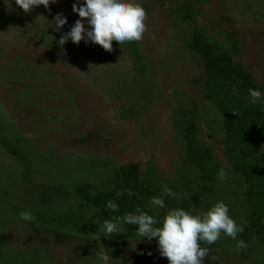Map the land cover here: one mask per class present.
I'll return each instance as SVG.
<instances>
[{"label":"rangeland","instance_id":"obj_1","mask_svg":"<svg viewBox=\"0 0 264 264\" xmlns=\"http://www.w3.org/2000/svg\"><path fill=\"white\" fill-rule=\"evenodd\" d=\"M75 2L50 0L47 9L39 5L25 12L14 0H0V125L5 135L24 147L32 172L33 166L46 170L34 177L58 184L59 188H53L56 192L73 190L83 182H75L81 177L102 188L101 177H112L113 168L139 163L142 174L151 166L166 181L175 182L180 176L183 143L174 123L181 117L183 107L196 102L207 107L206 115L199 113V137L212 147L225 170L224 179L218 177L212 196L202 198L209 206L223 201L229 216L244 225L245 185L229 169L220 116L202 100L203 62L188 46L191 29L182 17L181 3L137 0L145 10V31L135 41L147 64L146 75L141 76L128 41L120 44L113 39L110 50L84 40L57 43L76 19L86 21L72 11ZM194 3L198 9L194 12L197 24L211 19L208 14L214 15L217 22L220 20L215 29L219 34L224 32L222 39L230 31L236 33L240 53L235 60L251 71L259 83H264V0ZM57 13L66 17V23L59 29L48 27ZM49 76L53 81L48 80ZM17 77L27 84L12 90L10 84ZM9 158L0 146V188L10 189L14 197L15 183L25 167ZM35 183L32 181L31 185ZM73 198L76 196L71 201ZM33 200L37 203V196ZM57 210H62L60 214L65 211L63 207ZM205 210V206L199 209L196 205L189 211L195 214ZM94 213L95 210L89 212V216ZM13 215H0V264H97L95 253L99 250L84 246L87 240L82 231L74 229V221L65 227L68 233L59 236L57 246L50 251L51 242L47 244L45 240L49 235L35 240L24 224L17 225L11 219L19 215ZM217 240L219 246L212 255L221 264H264V243L259 238L254 237L240 248L222 232ZM136 243L122 249L130 250L129 255L117 249L118 264H123V256L125 263L131 264L129 259L135 256L136 249L145 252L139 263L147 264L143 257L146 255L153 263L158 260L156 264H168L158 251L142 250ZM111 256L109 264L114 261Z\"/></svg>","mask_w":264,"mask_h":264},{"label":"trees","instance_id":"obj_2","mask_svg":"<svg viewBox=\"0 0 264 264\" xmlns=\"http://www.w3.org/2000/svg\"><path fill=\"white\" fill-rule=\"evenodd\" d=\"M163 1L181 3L180 6L184 10L182 17L188 22V27L191 29L188 46L203 62L202 100L208 102L220 116L221 130L224 134L222 143L229 169L245 185L242 202L246 223L242 225L243 231L237 234V239L248 243L255 237L264 243V108L259 103H251L247 91L249 88H258L262 93V99H264V83H259L251 71L235 60V56L240 53L236 33L227 31L228 33L225 34L227 40L224 41L225 39H222L224 32L220 31L219 34L215 29L220 25V20L218 22V18L215 20L216 16L208 14L207 16L211 19L206 18L202 24H197L194 14L197 9L195 0ZM128 44L139 74L146 75L147 64L137 43L128 41ZM41 79L44 80L43 77ZM48 80L53 81L50 76ZM17 83H22L21 77L15 78L14 83L10 84V88L14 90L13 85ZM206 108V105L202 108L196 102L191 107H183L181 117L178 122L174 123L183 143L179 167L180 176L177 181H166L162 175L153 171L151 166L142 174L139 163H131L113 168L112 177L102 176L101 180L104 185L102 188L84 181L85 179L81 177L75 179V182H83L73 190L67 189L61 192L53 190V188L60 187L53 181L45 178L37 180L34 177L39 173L44 174L43 172L46 170L42 171L40 166L38 168L33 166L35 171L32 172V168H29L31 164L28 154L23 150L24 147L22 149L14 141V138L5 135V130L0 125V146L10 155V162L16 160L25 167L18 182L15 183L16 194L14 197L10 189L0 188V215L2 213L8 216L13 213L18 214L23 211V208L30 212L31 219L25 220V222L20 216L17 219L10 218L17 225L24 224L26 230L33 233L35 240L45 239L49 235L50 238L45 240L47 244L51 242L50 251L54 246H57L58 237L68 233L65 227L72 224V221H74V229L82 231L87 240L84 246L91 245L95 251H100V247H104L107 254L112 255L113 264H118L120 261L117 256L120 250L128 249L130 247H126V245L134 246L137 244L136 242L140 244L138 247H143H141L142 250L158 251L154 239L149 241L136 235V225L130 223L121 225L118 232L106 237L102 231V223L105 219L122 217L124 213L134 212L137 208L155 216L159 221L170 208L182 207L189 211L192 206L196 205L199 209L203 206L210 207L202 195L211 197L212 191L217 189L218 171L223 168V165L216 158L212 147L205 144L199 137L201 129L198 117L201 112L203 115L207 114ZM50 172L54 173L47 171V173ZM22 175L23 179H21ZM105 179H107L106 182H104ZM32 181L36 182L34 186L31 185ZM18 185L21 188H18ZM162 185H167L175 193V197L163 193ZM126 189H130L132 194L129 195ZM35 196H37V203L33 200ZM72 196L77 198H73V200H77L75 205L71 204ZM153 196H160L163 199V208H158L150 203ZM176 197L184 198L177 200ZM55 199H58L56 203H54ZM108 200H113L118 205L117 209H107L105 205ZM228 206L233 208L229 202ZM61 207L65 210L63 214H60L62 210H57ZM93 210H95L94 215L89 216V212ZM233 212L231 214L234 215ZM2 231L3 229H1V233ZM229 239L231 242H236L231 237ZM41 245L45 246V244ZM201 246L208 249L207 254L203 257V264L222 263L219 258L212 255V252L219 246L218 240L211 244L201 242ZM123 253L129 255L130 250L123 251ZM143 253L145 252H139L136 249L135 256H130L131 264H143L139 263ZM16 255L18 256V253ZM143 257H146L145 263L147 264L158 262L155 260L153 263L146 255ZM125 260L123 256V264H126Z\"/></svg>","mask_w":264,"mask_h":264},{"label":"clouds","instance_id":"obj_3","mask_svg":"<svg viewBox=\"0 0 264 264\" xmlns=\"http://www.w3.org/2000/svg\"><path fill=\"white\" fill-rule=\"evenodd\" d=\"M15 5L25 12L30 11L35 6L43 5L46 9L50 0H14ZM55 2V0H51ZM72 11L86 21L76 19L57 40L59 45H64L70 40L79 43L100 45L105 50L111 49V41L114 39L118 43L125 41H138L145 31V10L137 0H76L72 4ZM49 21V20H48ZM48 27L59 29L66 23V17L57 13ZM85 23L88 27H85ZM248 94L251 103H259L264 108V99L261 91L249 88ZM225 170L219 169L218 177L223 180ZM163 193L170 197H175L167 185H162ZM129 195L131 190L126 189ZM119 195V193H117ZM178 199V197H176ZM153 206L164 207V201L160 196H153L150 200ZM105 207L115 210L118 205L113 200H108ZM18 215L24 219H31L28 211L19 212ZM136 225L135 233L139 237L147 240H155L159 255L166 257L168 264H203V257L208 249L201 246V242L211 244L220 236L221 232L236 241L237 248L244 247L245 242L237 239V233L243 231L242 226L238 225L228 214L227 205L217 200L205 211L193 214L182 207L168 209L163 217L157 218L145 211L137 208L134 212L124 213L122 217L116 216L105 219L102 223L104 236H109L119 230V226L124 224ZM98 240V238L93 237ZM97 264H109L111 260L107 252L101 247L95 253Z\"/></svg>","mask_w":264,"mask_h":264},{"label":"water","instance_id":"obj_4","mask_svg":"<svg viewBox=\"0 0 264 264\" xmlns=\"http://www.w3.org/2000/svg\"><path fill=\"white\" fill-rule=\"evenodd\" d=\"M27 83L24 82V83H19V84H16V85H13V88H19L21 86H25Z\"/></svg>","mask_w":264,"mask_h":264}]
</instances>
